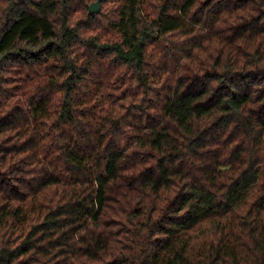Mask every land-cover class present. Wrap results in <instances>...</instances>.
<instances>
[{"label":"trees","instance_id":"1","mask_svg":"<svg viewBox=\"0 0 264 264\" xmlns=\"http://www.w3.org/2000/svg\"><path fill=\"white\" fill-rule=\"evenodd\" d=\"M0 0V264H264V0Z\"/></svg>","mask_w":264,"mask_h":264},{"label":"water","instance_id":"2","mask_svg":"<svg viewBox=\"0 0 264 264\" xmlns=\"http://www.w3.org/2000/svg\"><path fill=\"white\" fill-rule=\"evenodd\" d=\"M89 13H98L100 11V0L91 2L88 6Z\"/></svg>","mask_w":264,"mask_h":264}]
</instances>
